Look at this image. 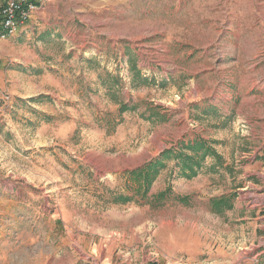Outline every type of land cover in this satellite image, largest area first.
Listing matches in <instances>:
<instances>
[{"label": "rangeland", "instance_id": "1", "mask_svg": "<svg viewBox=\"0 0 264 264\" xmlns=\"http://www.w3.org/2000/svg\"><path fill=\"white\" fill-rule=\"evenodd\" d=\"M197 136L226 168L114 202ZM167 262L264 264V0H49L0 40V264Z\"/></svg>", "mask_w": 264, "mask_h": 264}, {"label": "trees", "instance_id": "2", "mask_svg": "<svg viewBox=\"0 0 264 264\" xmlns=\"http://www.w3.org/2000/svg\"><path fill=\"white\" fill-rule=\"evenodd\" d=\"M136 76H139L138 71L133 63L130 64ZM101 84L112 91L114 88H119L120 78L117 75H111L105 72V77L99 75ZM145 82V81H144ZM41 97H31L29 101H35ZM135 108L125 102H119L118 111L134 110ZM213 141H209L202 137H195L188 141H179L175 145L164 148L157 156L143 165L128 170L127 176L133 183L131 188L133 193H120L113 197L114 202L127 203L133 201L137 194L142 198L147 199L152 183L157 178L162 169L166 168L167 162L172 161L173 167L177 169V175L186 179H191L200 172L206 163L208 157L213 158V162L209 165L210 170L216 171L219 168H226L224 158L213 147ZM134 189V190H133ZM171 186H167L164 190L157 192L151 198V202L160 204L171 199ZM180 202H187L186 197L175 196ZM174 198V197H173ZM213 205L219 210L221 208H230L224 199L214 200Z\"/></svg>", "mask_w": 264, "mask_h": 264}, {"label": "built area", "instance_id": "3", "mask_svg": "<svg viewBox=\"0 0 264 264\" xmlns=\"http://www.w3.org/2000/svg\"><path fill=\"white\" fill-rule=\"evenodd\" d=\"M49 0H0V40L23 28ZM159 264V263H156ZM166 264H176L169 263Z\"/></svg>", "mask_w": 264, "mask_h": 264}, {"label": "crops", "instance_id": "4", "mask_svg": "<svg viewBox=\"0 0 264 264\" xmlns=\"http://www.w3.org/2000/svg\"><path fill=\"white\" fill-rule=\"evenodd\" d=\"M18 31H20V29L18 30ZM139 167V166H138ZM133 169V168H132ZM234 209H236V207H235V205H232V207L230 208V210H234ZM243 210V209H242Z\"/></svg>", "mask_w": 264, "mask_h": 264}]
</instances>
